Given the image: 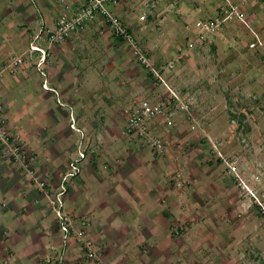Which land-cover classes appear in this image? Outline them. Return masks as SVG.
Returning a JSON list of instances; mask_svg holds the SVG:
<instances>
[{
    "label": "crops",
    "instance_id": "1",
    "mask_svg": "<svg viewBox=\"0 0 264 264\" xmlns=\"http://www.w3.org/2000/svg\"><path fill=\"white\" fill-rule=\"evenodd\" d=\"M141 3L118 0L108 8L159 61L164 75L173 79L171 86L194 95L189 128V136L194 137L183 139L179 130L173 129L166 136L170 144L159 155L136 135L125 133L120 105L135 99H154V88L164 93L163 97L167 91L162 84L152 83L148 69L132 61L128 47L112 36L101 18L86 22L69 39L51 47L43 36L34 44L45 50L42 69L51 90L43 89L40 96L36 93L39 81H34V64L41 56L36 51L26 60L33 64L32 74L0 82V107H5L7 116L17 115L16 121L25 118L30 122L26 130L12 129L9 133L15 142L31 151V159L26 162L14 156L4 161L11 171V184L6 188L0 185V264H264V220L250 197L236 186L228 169L219 158L216 160L212 148L215 141L214 146L235 156L233 161L250 182L257 186L256 176L261 180L257 187L264 188V134L255 136L252 130L258 118L253 111L247 115L241 109L236 117L226 109L216 112L227 103L228 85H234L236 93L238 89L245 91L247 85L252 93L260 88H254L260 76L249 61L254 49L246 48L254 40L246 36L240 39L244 30L238 27L236 47L229 48L221 39L202 51L191 49L185 57L177 58L176 37L171 34L185 35L182 23L176 20L174 11L165 14L163 7L155 14L148 12L144 23L137 12ZM81 5V0H0V58L9 48L27 49L40 25L53 29L56 15L63 8L73 14ZM192 6L180 3L181 12H188ZM196 10L197 6L191 8V13L209 15L206 9L199 15ZM155 18L165 25L170 22L176 30L162 34L158 31L160 35L156 37L146 26ZM21 22L25 27H20ZM6 37L8 48L3 50ZM170 55L171 60H176L172 69L165 66ZM245 70L249 73L241 75ZM174 73L177 78L172 76ZM216 77L221 84L217 79L213 82ZM94 80L96 88L103 86L100 92L93 89ZM25 88L32 92L27 95L30 116L20 113V107H13V97L24 93ZM251 92H242L229 101L242 108L244 101L255 97ZM53 98L57 111L50 108ZM207 99L210 105H206ZM38 108H44L40 118L35 116ZM87 110L95 111V118L86 117ZM70 115L74 128L70 127ZM202 132L206 138L196 141ZM76 133L78 138H74ZM79 151L85 158L77 163L80 172L66 182L64 209L72 216V228L92 242L94 259L86 256L84 246L74 236L63 241L47 198L33 178L58 184ZM9 159L19 174H12L15 170L7 163Z\"/></svg>",
    "mask_w": 264,
    "mask_h": 264
},
{
    "label": "rangeland",
    "instance_id": "2",
    "mask_svg": "<svg viewBox=\"0 0 264 264\" xmlns=\"http://www.w3.org/2000/svg\"><path fill=\"white\" fill-rule=\"evenodd\" d=\"M142 1V0H141ZM118 2V0H116V3ZM182 2H186V4H190L193 5L191 8H195L197 6L198 10H196V13H206L203 10H207V13L209 14L208 16H197V14H192L191 13V8L188 10V12L182 13L181 12V8H180V3ZM191 2V3H190ZM184 4V3H183ZM164 5V6H163ZM182 5V4H181ZM214 6H216L215 8H217L215 10ZM164 8V13L166 12H173V14L176 15V20L180 23H182V29L186 30L184 31L181 35H179V33H174L171 34L173 35L172 37H176V39L174 40V45H177L178 47V54H182V55H177V58L180 57H185L186 56V52H189L191 49H196V50H200L206 48L207 46H209L211 43H216L218 44L219 40H224V42L229 44V48H234L236 47V43H237V38H238V33L240 31L238 30H244L239 36L240 39H242L241 37H245L248 38L249 40H254L252 43H248L246 45V48L249 50H253V53L251 54V56H249V61L252 62L253 68L255 69L256 72L258 73V76H260V78L258 79V84L260 85H255L254 88L256 87H260L258 88V90H255L253 93L248 89L251 88L249 85H247V87L245 88V91H240L239 89L237 90V93L234 90V85H228V90L226 92V97H227V103L225 104V107H219L217 108L216 112L219 113V110L223 109L228 112L229 115L231 116H239L240 115V109L244 110V112L248 115L249 112H254L255 117H257V123L254 125V127L252 128V130L255 133V136H262L264 134V99H262V96L264 94V76H263V67H264V0H163V1H159L158 4L155 5V7L151 8L149 10L150 11H154L153 13L155 14V12L158 11V9L160 8ZM162 10V9H161ZM159 10V11H161ZM187 10V9H186ZM185 10V11H186ZM215 10V12H214ZM190 11V12H189ZM68 11H64V8L61 10L60 13H65L68 16H73L76 11L71 14ZM247 12V13H246ZM59 12L57 13V17L60 14ZM165 13V14H166ZM153 14V15H154ZM174 15V16H175ZM139 16V20L143 21L145 23V19H141V14H138ZM147 16V15H146ZM155 17V15H154ZM100 18V17H99ZM160 20H157V18H155V21L150 23L152 24V26H150V24L148 22H146V26H148V31L151 32H155L156 33V37L159 36V32L162 33H173L174 28L172 26H170V22H167L165 25V22H159ZM91 22V21H90ZM4 26L6 27V25L4 24ZM142 27H145V25H141ZM20 27H25V24L21 22ZM238 27L240 29H238ZM109 28V27H108ZM181 28V27H180ZM48 29L47 26H44V24L40 25L38 27V31L34 34V36L32 37V41L29 43V47L26 49V47H19V49H17L16 47H13L12 49H7V45L9 43V37H6L5 40H3L2 45L3 46V50L7 49L6 51H4V56L2 55V57L0 58V82L1 83H6L4 81V79H24L27 78L28 74H32L33 71H36V75H35V80L34 81H39V83H41L39 85L38 83V91L36 92L37 95L39 94L42 95L44 93H42V90H47L46 88H50L49 85H46V80L44 79V76L42 73H44L43 68V64L38 66L39 64V60L36 62L35 65V69L32 70V66L33 64L29 65L27 63V55L31 52H34L32 50H30V44L36 45L34 44V42H38L40 40H42V37L44 36L46 38L45 32ZM110 29V28H109ZM238 29V30H236ZM165 30V31H164ZM255 30H257V33H259L258 36H255L254 33ZM111 31V30H110ZM132 31V30H131ZM159 31V32H158ZM4 32V31H3ZM153 32V34H155ZM249 33V36L247 35V33ZM237 33V34H236ZM112 34V32H111ZM134 36L135 33H132ZM6 36V35H5ZM112 36L115 39H120L122 40L123 44L128 47V45L124 42L123 39L116 37L112 34ZM263 39V40H261ZM177 43V44H176ZM161 44H158L157 46L160 47ZM136 46L140 47L141 50H143L144 54L147 56V58H149L150 62L154 65V67H156L157 71L159 72L160 76L162 77V79H164L165 82H161V80L154 76L150 71H147L149 79H151V81L154 82H158L160 84L163 85L164 88H166L165 90L167 91L166 97H163V95H165L157 90L158 88H154V90H156L155 95L153 96L154 99H150L151 101H155V100H167L169 99V91L167 88L172 89L178 96H180L181 99L177 100L176 103H178L177 107L174 109V115L172 117H170L169 122L164 121L165 124L163 126L161 125H157V130L156 133L154 131V134H156L157 136H159L161 139L167 140L166 136H169L170 133H172L173 129H177L179 130V134L181 135V137L184 139V137H188V138H193L194 136H189L191 130H189V128L191 127V117H192V109H193V103L195 102V98L193 94H189V92L185 93V92H179L175 89V87L171 86V76H169L168 74L164 75L165 69L162 67V65H160L157 61L155 60L151 54H150V50L149 52H147L138 42V40L136 41ZM12 47V45H11ZM51 47V46H50ZM128 52H130V56L132 61L137 62L134 58V56L131 54V48H127ZM145 50V51H144ZM22 57L23 58V63L20 64V66L15 69V70H11L10 68H7L8 63L13 60V58H17V57ZM27 57V58H26ZM172 55L168 56L165 60L169 61L166 63V68H171L174 66V64L176 63V60H171ZM138 63V62H137ZM140 64V63H139ZM214 65V67H218L217 63H212ZM246 64V63H245ZM142 66V68H144L145 70H147L146 66H144L143 64H140ZM171 66V67H169ZM30 68V69H29ZM234 68V67H233ZM40 71H39V70ZM169 69V70H171ZM2 70V72H1ZM250 70V69H249ZM249 70H245L242 72L241 75L245 74L246 75L249 73ZM69 76V75H67ZM169 76V77H168ZM172 76L176 77V73L172 74ZM2 79V80H1ZM170 81H169V80ZM217 81V84H219V82L221 81L218 77L213 78V82L215 80ZM238 79V78H237ZM242 79L244 80V77L242 76ZM168 80V81H167ZM233 80H235V77L233 78ZM240 80V79H238ZM41 81V82H40ZM103 81V80H102ZM171 84H170V83ZM241 85L242 86V81L240 80ZM233 83V82H232ZM92 87L94 90H97V81L94 80L92 83ZM221 84V82H220ZM15 86V84H14ZM216 86V85H215ZM46 87V88H45ZM101 87H99V92L101 90ZM37 88V87H36ZM25 88V92L24 93H18L16 97L14 98V109H20L18 111H20V113L23 112V114L25 116H30V113L28 109V105L30 106L31 103L27 102V95L31 94V89H27ZM41 90V92H40ZM86 90V89H85ZM1 92V91H0ZM242 92L246 95H249L248 92H251L252 95H254L255 97L252 99L249 98L247 100L250 101H244V104L242 105V108L238 105H236V102L231 101L230 103V99H232L233 97L239 96V94H242ZM88 94V93H85ZM84 95V94H83ZM2 96V95H1ZM229 98V99H228ZM2 98L0 97V100ZM149 99V98H146ZM6 100L9 101V97H6ZM103 98H101V102H102ZM136 100H140V99H135V100H130L125 102V104L120 105L121 108V114H122V107L126 106L127 104H129L130 102L136 101ZM208 99L206 101V105H208ZM83 102L85 103V105L88 104L87 101H85V99L83 100ZM216 103L219 104V102L215 101ZM50 103V108L52 110L57 111L58 109V105L56 100L53 98V100L49 101ZM180 104L183 105V107L181 108ZM217 104V105H218ZM210 105V104H209ZM216 105V104H214ZM237 108V109H236ZM42 108H38L36 111L37 113H35V116L37 118H40L42 116V112L43 109ZM64 110H66L67 112H69L68 108H64ZM25 111H27V113H25ZM95 111H88L86 112V117L89 118H95L94 115ZM63 114V113H62ZM123 115V114H122ZM214 116V115H213ZM246 116V115H245ZM250 116V115H249ZM17 115H10L7 116V112L5 110V107H0V125H2L1 130L5 131V135L7 136L8 140L6 141L7 144H5L4 142L0 141V172L2 171L1 175H0V185L2 184V186L4 188L10 186L11 182H10V178L8 175V171L4 165V161L5 158H9V156H14L15 159H18L20 161H24L27 159H31L30 158V154L31 151H28V149H26V147L24 148L20 143L15 142L14 139V135H11L9 132L12 131V129H15L16 131H23L26 130V127L28 123V119H23V120H17ZM124 117V116H123ZM16 118V119H15ZM214 118V117H213ZM70 121H74L73 117L70 115L69 116ZM125 119V117H124ZM31 119H29L30 121ZM89 120V119H88ZM159 120V119H158ZM179 120V123H177ZM212 120V118H211ZM235 120V119H234ZM23 121V122H22ZM37 121H39V119H37ZM199 122V121H198ZM72 123V122H71ZM70 123V124H71ZM201 126V124L199 125V127ZM71 127V126H70ZM178 127V128H177ZM43 129V123L40 125V127L38 128L39 131H41ZM159 129V130H158ZM17 131V132H19ZM20 135V134H19ZM75 135L74 138H78L79 134H73ZM3 137L4 136H0ZM39 137V136H38ZM230 137V136H229ZM206 138L204 132H202L199 136H197L195 139L196 141H199L201 139ZM224 139H226V136L223 137ZM218 139V138H216ZM186 140V139H185ZM194 140V139H193ZM168 141V144H170V141ZM187 141H189V139H187ZM226 141V140H225ZM224 141V142H225ZM215 145V141L212 142V145ZM213 145V146H214ZM16 146H18V148H20L19 154H14L13 152V148L15 149ZM212 146V148L214 149V147ZM149 147V146H148ZM24 148V149H23ZM150 148V147H149ZM152 150V149H151ZM215 156H216V160L218 159V153H221L225 158L229 159V160H234L235 156H232V154L230 155L229 153H227L224 149H220L217 148L216 146V150L213 151ZM163 155V154H162ZM85 158V157H84ZM232 158V159H231ZM40 159V158H39ZM83 160V159H82ZM10 162V159L8 160L7 163ZM221 162V161H220ZM22 163V162H21ZM222 163V162H221ZM10 165H12L11 163H9ZM69 164V163H68ZM222 165L226 168V166L222 163ZM14 168V172L12 173L14 174H19L18 170L15 169V165H12ZM11 167V166H10ZM68 167V165H67ZM238 167V166H237ZM12 168V169H13ZM40 169L43 170V168L41 167ZM244 169L246 170L247 167H244ZM241 170V169H240ZM262 170V169H261ZM261 170L259 169V172H261ZM5 171V172H4ZM38 172H41V170H38ZM80 172V170H79ZM78 172V173H79ZM245 174V173H243ZM38 175V174H37ZM177 175V174H176ZM35 176V175H34ZM229 176H231L229 174ZM247 178V176H245ZM35 182L38 181L36 183V186L38 188V190L40 192H42L46 198H47V203L49 205V207L51 208V204H50V200L53 198L50 195L56 191H58V189H56V187L61 184V181H59L58 184H51L48 183L47 181L45 182L43 179H41L38 176H35ZM173 179H176V176L172 177ZM72 178H69L67 181L71 180ZM235 178H232V180H234ZM62 180V179H61ZM40 183V184H38ZM235 184L238 188H240L236 181ZM56 185V186H55ZM68 184L65 183V194L67 192V187ZM1 191V190H0ZM1 193V192H0ZM63 195V205H64V196ZM52 211V210H51ZM65 211V209H64ZM65 213H67L65 211ZM54 214V213H53ZM68 216H70L72 218V216L70 214L67 213ZM54 217L55 214H54ZM56 220V218H55ZM57 223V221H56ZM63 239V237H62Z\"/></svg>",
    "mask_w": 264,
    "mask_h": 264
},
{
    "label": "built area",
    "instance_id": "3",
    "mask_svg": "<svg viewBox=\"0 0 264 264\" xmlns=\"http://www.w3.org/2000/svg\"><path fill=\"white\" fill-rule=\"evenodd\" d=\"M159 1L163 0H142V3L137 7V12L142 15L141 19H145L149 10L155 7ZM81 2L82 5L80 9H78L73 16L60 13L57 18L56 26L53 29L46 30L45 35L48 47L69 39L72 34L81 28L86 22L100 17L108 25L112 34L123 39L128 45V48H131V54L134 56L135 60L138 63L146 66V68L154 76L158 77L161 82H164L156 67H154V65L150 62L143 50L136 46V38L132 34L133 32L122 22L120 18L114 16L109 11V4L116 5V0H81ZM30 50L40 53L41 56L38 66L42 65L45 58V50L38 45L33 44H30ZM22 63V57L19 56L17 58H13V60L8 63L7 68L15 70ZM42 74L44 76V73ZM46 89L51 90L50 88ZM167 89L169 91V99L167 100L151 101L149 99L142 98L140 100L130 102L125 107H122V114L125 117L126 123L125 133L136 135L144 145L149 146L156 154L159 155L165 153L168 146V141L161 139L159 136L154 134V131L156 130L155 126H163L165 124L164 121L169 122L170 117L175 114L174 109L178 105L176 101L181 99L180 96H178L172 89ZM180 106L181 108L183 107L182 104H180ZM71 122L72 123L70 126L71 128H74V123L73 121ZM1 127L2 125H0V136L3 135L4 138L0 137V141L7 144L6 141L8 138L5 135V131L1 130ZM214 150H216V146H214ZM19 151L20 148H18V146H16L15 149L13 148L14 155H18ZM84 157V153L79 151L78 158L69 162L68 170L61 180L58 191L50 195L53 197L50 200V204L51 210L56 216L55 218L58 228L62 234L63 241H67L70 237L74 236V238L84 246L86 250V256L88 258L94 259L96 258V251L92 242L88 239L85 240L81 232L72 228L73 219L68 216L67 213H65L62 200V197L66 191L65 183L67 182V179L78 174L80 169L77 166V163L80 162ZM218 158L228 169V174H230L232 178H235L234 181H236L237 185L253 201L257 208L258 214L264 220V188L261 189L257 187L261 184V180L255 176V184L258 185L256 186L252 184L250 180L245 177V174H243V172L237 167L234 161L225 158L221 153H218ZM37 182L38 181H36V183ZM175 183L176 185L180 186L182 184L180 181H176Z\"/></svg>",
    "mask_w": 264,
    "mask_h": 264
}]
</instances>
